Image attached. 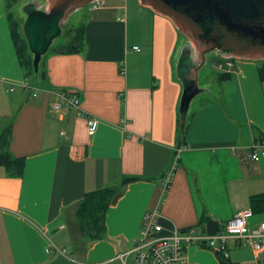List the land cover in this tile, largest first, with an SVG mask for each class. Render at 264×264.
Returning <instances> with one entry per match:
<instances>
[{"label": "crops", "instance_id": "1", "mask_svg": "<svg viewBox=\"0 0 264 264\" xmlns=\"http://www.w3.org/2000/svg\"><path fill=\"white\" fill-rule=\"evenodd\" d=\"M5 5L0 0V131L13 124L10 150L25 167L21 178H11L0 166V264H123L118 257L133 249L154 210L162 236L202 228L211 234L207 222L221 230L249 209L251 227L264 222V154L251 160V147L264 139L257 60L235 57L223 71L229 79L222 97L209 85L199 95L204 101L192 102L186 148L164 189L183 143V36L174 22L139 0H104L84 24L85 48L45 57L48 88L37 90L19 63ZM60 91L80 96L81 111L96 118L94 133L80 111L54 112ZM126 178L137 180L107 210L105 238L89 243L76 223L78 203ZM228 247L235 264H264V253L233 239ZM186 253L189 264L219 261L207 249ZM133 260L129 254L125 263Z\"/></svg>", "mask_w": 264, "mask_h": 264}, {"label": "water", "instance_id": "2", "mask_svg": "<svg viewBox=\"0 0 264 264\" xmlns=\"http://www.w3.org/2000/svg\"><path fill=\"white\" fill-rule=\"evenodd\" d=\"M97 0H34L23 7V33L34 56L36 75L42 58L62 35L64 22L75 10ZM170 18L187 38L177 64L183 86L180 126L185 131L192 102L206 90L199 74L207 54L224 58L264 60V0H139ZM202 232L206 230L202 228Z\"/></svg>", "mask_w": 264, "mask_h": 264}, {"label": "built area", "instance_id": "3", "mask_svg": "<svg viewBox=\"0 0 264 264\" xmlns=\"http://www.w3.org/2000/svg\"><path fill=\"white\" fill-rule=\"evenodd\" d=\"M104 0H97L89 3L87 6L91 11L101 8ZM136 50H139L136 48ZM223 62L215 63L221 71L225 68L231 69L234 66L235 57H223ZM39 90V89H37ZM38 91L33 92V97L37 98ZM58 102L53 104V110L56 113H62L64 110H78L87 120L90 133H94L96 128V118L93 115L81 111V99L77 93L60 91L57 93ZM182 145L175 150L173 165L165 174L163 180L164 189H169L177 169L182 152L185 150ZM251 160L259 162L261 152L264 154V139L254 143L251 147ZM251 209L240 212L230 219L221 230L216 234H207L195 232V229H189L183 232H175L172 236H162L161 226L159 224V211H148L142 222L140 237L135 243L133 249L118 258L125 263L129 254H134L133 264H189L187 258V249L189 247H198L213 251L217 256H223L230 259L228 242L230 239L238 242L239 245L253 249L257 254L264 253V222L255 227H251L250 219L253 217ZM56 248V247H55ZM60 253L64 254L65 250ZM50 251V249H49Z\"/></svg>", "mask_w": 264, "mask_h": 264}, {"label": "trees", "instance_id": "4", "mask_svg": "<svg viewBox=\"0 0 264 264\" xmlns=\"http://www.w3.org/2000/svg\"><path fill=\"white\" fill-rule=\"evenodd\" d=\"M12 31V27H11ZM12 36L18 56L19 63L25 71V78L27 83L30 82V78L33 77L36 84L40 81L43 82L45 88H48V80L46 76V69L43 65V58L40 63L39 74L34 72L33 60L34 56L29 50L28 42L23 34V39L17 33L12 31ZM85 26H79L71 40V42L60 45L54 52L56 53H79L85 48ZM259 75L261 81H264V63L259 67ZM219 78L227 81L229 75L221 73ZM180 123V115H179ZM12 129L13 124L10 123L6 128L0 131V166L4 167L7 171V175L11 178H21L24 172L25 160L24 158H16L10 150L12 141ZM183 144L186 142V132L182 131L181 126L179 129ZM137 179L126 178L119 186L108 187L88 193L78 203L76 211V223L81 234V237L89 243L103 240L106 236V214L107 210L122 194L123 188L129 183L135 182ZM260 198H253L254 202H257ZM264 199L261 198L260 200ZM207 230L211 234L219 232L220 228L217 224L209 221L206 225ZM218 264H235L230 259H225L223 256L218 257Z\"/></svg>", "mask_w": 264, "mask_h": 264}, {"label": "rangeland", "instance_id": "5", "mask_svg": "<svg viewBox=\"0 0 264 264\" xmlns=\"http://www.w3.org/2000/svg\"><path fill=\"white\" fill-rule=\"evenodd\" d=\"M31 1L34 0H6V11L7 15L9 18L10 25L12 27V31L14 33H17L21 39H23V25L25 23V20L27 18L26 14L23 12V7L30 3ZM91 15V10L89 9L88 6H85L83 8H79L75 10L71 15L68 16L66 21L64 22L63 26V31L62 35L56 39L49 52L43 57V64H44V59L47 57L49 54L54 53V51L60 46V45H65L69 42H71L76 29L86 23V21L90 18ZM182 46L188 41L187 38L182 34ZM223 57L220 54H214L213 52L207 54L206 56V63L204 67L201 69V72L199 74V84L201 88L208 87L210 85L211 89L213 92L216 93L218 98H221V93L220 88L225 86V80H222L219 78V75L223 73L220 69H218L215 65V63H221L223 62ZM257 63L260 64V66L264 63L263 59H258ZM212 81V84L209 82ZM207 82L209 83L207 85ZM30 83L32 85H35L36 88H45V85L43 84L42 81H40L38 84H36L35 80L33 77L30 78ZM223 95V92H222ZM199 97V98H198ZM203 96H197L196 101L198 102L199 99L200 101L202 100ZM194 110V108H193ZM193 111H191L192 113ZM66 252L68 255H71L72 250L71 248L66 249Z\"/></svg>", "mask_w": 264, "mask_h": 264}]
</instances>
